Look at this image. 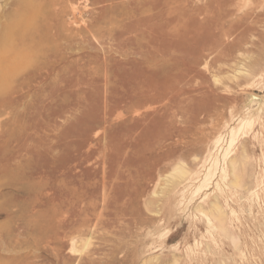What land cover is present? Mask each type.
Here are the masks:
<instances>
[{
	"label": "rangeland",
	"instance_id": "obj_1",
	"mask_svg": "<svg viewBox=\"0 0 264 264\" xmlns=\"http://www.w3.org/2000/svg\"><path fill=\"white\" fill-rule=\"evenodd\" d=\"M2 58L0 264H264V0H0Z\"/></svg>",
	"mask_w": 264,
	"mask_h": 264
},
{
	"label": "bare ground",
	"instance_id": "obj_2",
	"mask_svg": "<svg viewBox=\"0 0 264 264\" xmlns=\"http://www.w3.org/2000/svg\"><path fill=\"white\" fill-rule=\"evenodd\" d=\"M14 37H15V36H14ZM17 39H18V38H17ZM14 43H16V42H14ZM17 43H18V42H17ZM14 46H15V45H14ZM9 48H10V46H9ZM10 49H11V48H10ZM12 49H13V48H12ZM3 59H4V58H2V59H0V60L3 61ZM23 59H24V58H23ZM5 61H6V60H5ZM21 61H23V60L21 59ZM0 63H1V61H0ZM3 63H5V62L3 61ZM3 63H2V64H3ZM24 63H25V62H24ZM10 64H11V63H10ZM5 65H6V66L9 65V62H8V64L5 63L4 66H5ZM6 66H5V67H6ZM8 68H9V67H8Z\"/></svg>",
	"mask_w": 264,
	"mask_h": 264
}]
</instances>
